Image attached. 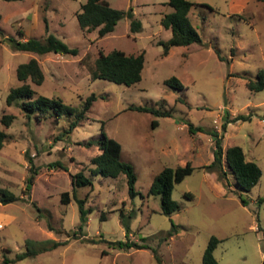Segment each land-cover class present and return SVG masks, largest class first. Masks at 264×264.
<instances>
[{"label":"rangeland","instance_id":"1","mask_svg":"<svg viewBox=\"0 0 264 264\" xmlns=\"http://www.w3.org/2000/svg\"><path fill=\"white\" fill-rule=\"evenodd\" d=\"M84 1L0 0V128L7 132L0 148V188L21 197L0 201V264H6L5 257L14 258L8 264H203L212 234L220 238L213 250L220 264H264V198L258 201L264 196V87L246 86L264 69V1L191 0L188 16L200 41L173 45L167 54L161 41L171 30L160 22L172 10L167 0H108L125 11L132 7L141 28L132 29V18L123 15L103 36L97 28L83 30L79 25L76 13ZM47 32L77 47V54L15 50L5 40L44 38ZM115 48L144 50L139 81L126 85L91 77L99 52ZM32 56L44 72L39 84L28 79L33 96H59L78 107L91 92L96 94L86 118L68 133L63 131L70 115L55 118L52 108L39 115L23 110L22 99L6 101L9 88L21 82L17 65ZM171 75L181 80L182 88L164 82ZM132 105H154L169 115ZM4 113L13 115L9 124L1 121ZM226 113L250 117L228 122L223 132ZM153 119L158 123L153 125ZM102 129L120 142L121 158L135 170L134 195L125 173L90 171V158L100 148L85 142L99 138ZM211 129L223 135V153L238 144L260 166L261 176L250 189L238 186L224 154L222 179L207 167L215 146ZM186 161L193 170L172 190L180 207L165 214L159 195L149 192L150 183L162 167ZM79 170L91 183L72 184ZM30 174L34 176L27 188ZM65 190L68 202L61 200ZM76 197H84L88 208L82 227ZM50 238L67 241L43 249ZM111 240L148 247H119ZM27 246L37 253L15 258Z\"/></svg>","mask_w":264,"mask_h":264},{"label":"trees","instance_id":"2","mask_svg":"<svg viewBox=\"0 0 264 264\" xmlns=\"http://www.w3.org/2000/svg\"><path fill=\"white\" fill-rule=\"evenodd\" d=\"M167 3L172 7V10L166 12L161 17L160 21L164 27L170 28L171 30L170 37L165 41H161L164 46L163 52L165 54L168 53L169 48L173 45H185L191 42L200 41L199 32L194 27L188 16L189 9L194 2L191 0H167ZM123 15H128L132 18V29L141 28V21L133 17L132 7H129L128 10L125 11L111 6L108 0H85L81 4L80 10L76 13L78 23L83 30L97 28L98 35L100 36L111 32L118 19ZM5 40L15 50L32 51L37 54H43L49 51L71 54H77L78 52L77 47L69 46L65 41L51 32H47L44 38L31 37L18 39L13 36H7ZM144 60V50H140L137 53H127L119 48L112 49L108 52L100 51L95 59L94 67L91 70V77L106 78L118 83L131 85L141 79V71L144 65ZM16 75L21 82L20 84L9 88L6 95L7 103L11 104L13 101H19L18 99H22L20 106L26 112L37 110L40 115L45 114L49 108H52L55 112V118H58V116L62 114L70 115L71 119L68 126L64 129V133L70 132L76 125L79 124L80 120L86 118V112L89 110L92 102L96 98V94L91 92L81 105L77 107L65 102L59 96H47L44 94L33 96L35 89L32 87L28 79L36 84L41 83L44 79L43 69L41 68L38 59L33 56L27 61L20 62L17 65ZM164 82L171 88L179 89L183 87V83L175 75L165 78ZM246 86L255 90L262 89L264 87V69L258 70L257 77L255 79H248L246 81ZM131 108L142 111H150L155 115H169L168 110H162L154 105H132ZM12 117V114L4 113L1 117V121L5 124H9ZM249 117V113H238L234 116H230L229 113H226L221 123V130L224 132L228 122L232 120L246 119ZM157 123V119L152 120L153 125ZM189 129H193V125L191 123L189 124ZM209 133L214 138L215 146L213 150V159L207 164V167L215 170L217 177L222 179L224 175H226L222 162L224 154L227 166L232 171L238 186L242 189L248 190L255 185L261 176V168L258 163L254 160L247 159L243 148L238 144L228 146L225 153H223L224 150L221 145L223 135H220L216 129L209 130ZM6 137L7 132L0 128V148L3 146ZM85 143L88 145L91 143H97L100 148V151L90 158V163L92 164L90 171L92 173H99L103 176H117L120 173H125L127 177L128 191L131 195H134L136 193L134 187L136 173L132 164L121 158L120 142L115 138L109 137L102 129V133L99 138L89 139ZM29 161H32L31 157H29ZM51 164L59 165L61 162L54 161ZM192 170L193 166L191 162L186 161L183 165H166L153 176L149 186V192L159 195L160 207L163 213L171 214L173 211L179 209L180 204L172 197V190L174 184L181 181L185 175L189 174ZM33 176V174H30L26 177L27 188L30 187ZM71 180L73 185L91 183L90 177L86 175L83 170H79L74 173ZM0 192V201L2 202H10L21 198L12 191L3 188H0ZM185 194L189 196L187 192ZM263 198L264 196L259 197L258 201L260 202ZM61 200L62 202L69 201L67 190L62 192ZM76 200L78 202L80 214L79 226L82 227V225L86 222L88 208L85 207L86 199L84 197H76ZM122 220L125 222L124 225L129 230L128 222L121 218V221ZM48 226L50 229L54 228L50 222H48ZM172 226H175L173 222ZM66 241L67 240L50 238L46 240V244H44L42 248L51 249L66 243ZM219 241L220 238L216 235L212 234L210 236L202 254L203 264H220L213 253V250ZM110 242L117 244L119 247H148L147 243H138L133 240H111ZM37 251L38 250L35 248L27 246V249L17 253L15 258L21 259L28 255H34ZM13 260L14 258H4V262L6 264Z\"/></svg>","mask_w":264,"mask_h":264}]
</instances>
